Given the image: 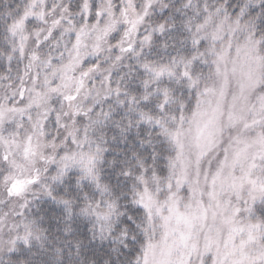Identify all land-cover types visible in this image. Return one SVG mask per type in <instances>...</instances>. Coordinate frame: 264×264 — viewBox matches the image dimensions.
I'll use <instances>...</instances> for the list:
<instances>
[{"label":"snow or ice","instance_id":"6c2138e0","mask_svg":"<svg viewBox=\"0 0 264 264\" xmlns=\"http://www.w3.org/2000/svg\"><path fill=\"white\" fill-rule=\"evenodd\" d=\"M0 264H264V0H0Z\"/></svg>","mask_w":264,"mask_h":264}]
</instances>
